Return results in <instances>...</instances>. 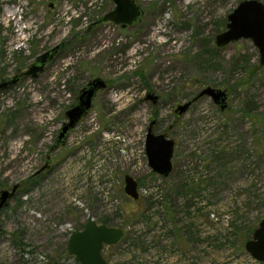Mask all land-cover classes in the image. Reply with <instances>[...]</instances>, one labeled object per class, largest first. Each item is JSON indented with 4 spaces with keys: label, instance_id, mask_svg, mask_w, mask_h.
<instances>
[{
    "label": "rangeland",
    "instance_id": "obj_1",
    "mask_svg": "<svg viewBox=\"0 0 264 264\" xmlns=\"http://www.w3.org/2000/svg\"><path fill=\"white\" fill-rule=\"evenodd\" d=\"M241 1L136 0L144 16L122 28L93 26L113 0H0V84L17 79L0 90V190L20 185L0 213V264H76L68 241L91 220L124 230L103 248L107 264H264L246 250L264 219V66L250 39L215 44ZM58 45L37 78L25 76ZM97 77L109 90L53 150ZM208 86L228 91L226 110L204 96L176 113ZM153 119L175 141L166 178L146 155Z\"/></svg>",
    "mask_w": 264,
    "mask_h": 264
},
{
    "label": "water",
    "instance_id": "obj_2",
    "mask_svg": "<svg viewBox=\"0 0 264 264\" xmlns=\"http://www.w3.org/2000/svg\"><path fill=\"white\" fill-rule=\"evenodd\" d=\"M115 8L106 14L95 25L106 22H113L123 27L139 22L142 18V8L135 0H113ZM241 39H251L258 47L260 52V65L264 66V3L259 0H245L228 16L227 30L219 34L216 38L217 47H224L231 42ZM55 48L40 55L25 76L37 78L42 73L47 64L54 58V53L59 49ZM17 80V79H16ZM13 79L9 82L0 84V90L16 83ZM106 82L100 78L91 81L87 88L81 91L79 102L76 106L67 111L69 121L63 125L55 146L65 144L70 131L80 122L89 112L93 105V100L99 88H105ZM208 96L211 97L222 111L227 108L228 94L225 90L207 87L199 95L187 103L178 106L177 112L183 114L198 99ZM147 98H153L156 103L158 97L149 93ZM156 120L150 123L146 136V155L150 168L162 177H168L173 170L172 159L174 156L175 142L165 134H155L154 125ZM48 165V164H47ZM43 167L39 172L44 170ZM19 186H14L12 191L4 190L0 193V211L12 198ZM125 192L133 200L139 198L138 183L132 177H125ZM124 236V231L117 227L100 225L91 220L87 222L85 228L72 233L68 241V253L75 257L80 264H107L103 258L102 249L105 245H116ZM247 252L257 261L264 262V219L255 229L252 239L246 243Z\"/></svg>",
    "mask_w": 264,
    "mask_h": 264
},
{
    "label": "flooded vegetation",
    "instance_id": "obj_3",
    "mask_svg": "<svg viewBox=\"0 0 264 264\" xmlns=\"http://www.w3.org/2000/svg\"><path fill=\"white\" fill-rule=\"evenodd\" d=\"M135 1H136V0H135ZM243 1H245V0H243ZM243 1H241V2H243ZM259 1H260V0H259ZM241 2H240V3H241ZM261 2H262V1H261ZM136 3H137V2H136ZM240 3H239V4H240ZM137 4H138V3H137ZM239 4H238V5H239ZM138 5H139V4H138ZM139 6H140V5H139ZM140 7H141V6H140ZM237 7H238V6H237ZM237 7H236V8H237ZM141 8H142V7H141ZM113 10H114V9H112L111 11H113ZM111 11H109V12H111ZM142 11H143V9H142ZM109 12L105 13V14L103 15V17H104L106 14H108ZM143 16H144V11H143L142 18H143ZM103 17H102V18H103ZM102 18H101V19H102ZM142 18H141V20H142ZM141 20H140V21H141ZM140 21H139V22H140ZM106 23H112V24H114L115 26H120V27H122V28H127V27H130V26H133L134 24H137L138 22L133 23L132 25H129V26H126V27H123V26H121V25L115 24V23H113V22H106ZM106 23H100V24H106ZM100 24H97V25H100ZM227 25H228V24H227ZM93 26H96V25L93 23ZM217 36H218V35H217ZM216 38H217V37H216ZM250 40H251V39H250ZM231 43H232V42H231ZM215 44H216V40H215ZM216 46H217V45H216ZM218 48H219V47H218ZM221 48H222V47H221ZM60 49H61V47H59V49L55 51V53H54V58H55V57L57 56V54L59 53ZM48 51H49V50H48ZM46 52H47V51H46ZM38 57H39V56H38ZM38 57H37V58H38ZM37 58H36V59H37ZM54 58H53V59H54ZM53 59H52V60H53ZM52 60H51V61H52ZM47 65H48V64H47ZM97 78L102 79L101 77H97ZM97 78H94V79L90 80V81L87 83V85H86L83 89L87 88L88 85H89V83H90L91 81L97 79ZM102 80L106 82V87H105V88H99L98 91H97V94H96L95 98L97 97V95H98L99 92H101V91H105V90H107V91L109 90L110 83H109L108 81L104 80V79H102ZM8 82H9V81H8ZM11 85H12V84H11ZM208 87H211V86H208ZM206 88H207V87H206ZM206 88H204V89H206ZM212 88H214V87H212ZM83 89H82V90H83ZM204 89H202V90H204ZM215 89H219V88H215ZM82 90H81V91H82ZM202 90H201V91H202ZM221 90H222V89H221ZM201 91H200V92H201ZM225 91H226L227 94H228V91H227V90H225ZM200 92H199V93H200ZM199 93H198L195 97H197V96L199 95ZM80 94H81V92H80ZM152 94H154V93H152ZM148 95H149V94H148ZM154 95H155V94H154ZM155 96H157V95H155ZM79 97H80V95H79ZM79 97H78L77 104H78V102H79ZM147 97H148V96H147ZM157 97H158V96H157ZM195 97H194V98H195ZM206 97H208V96H206ZM95 98H94V100H95ZM210 98H211V97H210ZM149 99L153 101V98H147V100H149ZM158 99H159V97H158ZM158 99H157V100H158ZM192 99H193V98H192ZM192 99H191V100H192ZM200 99H201V98H200ZM211 99H212V98H211ZM94 100H93V104H94ZM198 100H199V99H198ZM198 100H197V101H198ZM212 100H213V99H212ZM197 101H196V102H197ZM196 102H195V103H196ZM213 102H214V101H213ZM156 103H157V102H156ZM156 103L153 102L154 105H155ZM77 104H76V105H77ZM215 104H216V103H215ZM76 105H75V106H76ZM216 105H217V104H216ZM92 106H93V105H92ZM179 106H180V105H179ZM218 106H219V105H218ZM227 106H228V103H227ZM73 107H74V106H73ZM73 107H72V108H73ZM91 108H92V107H91ZM226 109H227V108H226ZM69 110H70V109H69ZM90 110H91V109H90ZM90 110H89V111H90ZM66 113H67V112H66ZM88 113H89V112H88ZM88 113H87V114H86V115L80 120V122H81V121H82V120L88 115ZM176 113H178V112L176 111ZM178 114H179V113H178ZM179 115H181V114H179ZM66 117H67V121H66L65 123H67V122L69 121L67 114H66ZM153 120H156V119H153ZM153 120H152V121H153ZM152 121H151V122H152ZM80 122H79V123H80ZM65 123H63V125H64ZM79 123H78V124H79ZM78 124L75 126V128L78 126ZM63 125H62V127H63ZM156 125H157V120H156V124H155L154 127H153V129H154L153 131H154L155 134H158V133L155 132V126H156ZM149 126H150V124H149ZM75 128H73V129L70 131V133H71ZM148 128H149V127H148ZM60 130H61V129H60ZM60 130L58 131L57 138H58V136H59ZM70 133H69V135H70ZM160 134H165V133H160ZM165 135H167V134H165ZM68 137H69V136H68ZM167 137H168V136H167ZM57 138H56V141H57ZM168 138H169V137H168ZM172 140H173V139H172ZM56 141H55V144H54V146H53V148H52L53 150H54V149H57L58 147H62V146H64V144H63V145H60V146H55V145H56ZM174 142H175V141H174ZM65 143H66V142H65ZM47 164H48V165H47ZM51 165H52V163H51V159L48 158V160H46L45 165L43 166V167H45V166H47V167H46L44 170H42L41 172H39V171L43 168V167H42L40 170H38V171L36 172V174H34L32 177H30V178L28 179V181L31 182V181L37 179V178H38L43 172H46L47 170H49L50 167H51ZM14 186H16V185H14ZM14 186H13V188H14ZM18 186H19V187L17 188V190H16V192L14 193V195L12 196V198L9 199V201H11V200L13 199V197L15 196V194H16V193L18 192V190L20 189V185H18ZM13 188H12L11 190H8V191H12ZM5 190H7V189H5ZM2 191H4V190H0V193H1ZM139 196H140V194H139ZM138 199H139V198H138ZM138 199H137V200H138ZM9 201H8L7 204L3 207V209H5V207H6V206L8 205V203H9ZM3 209L0 211V213L3 211Z\"/></svg>",
    "mask_w": 264,
    "mask_h": 264
},
{
    "label": "built area",
    "instance_id": "obj_4",
    "mask_svg": "<svg viewBox=\"0 0 264 264\" xmlns=\"http://www.w3.org/2000/svg\"><path fill=\"white\" fill-rule=\"evenodd\" d=\"M110 186V185H109ZM108 186V181L104 184V188H105V192H104V199L108 204V208H109V212H113L116 211L118 209V202L114 201L111 199V195H110V187ZM145 193H149L150 191L148 190H144ZM107 246H111V245H106Z\"/></svg>",
    "mask_w": 264,
    "mask_h": 264
},
{
    "label": "trees",
    "instance_id": "obj_5",
    "mask_svg": "<svg viewBox=\"0 0 264 264\" xmlns=\"http://www.w3.org/2000/svg\"><path fill=\"white\" fill-rule=\"evenodd\" d=\"M100 225H106V224H100ZM17 236V235H16ZM17 238H18V240H17V244L19 245V246H23V238H22V236L20 235V236H17ZM68 251H65V254H66V257L68 258V259H70V258H72V259H74V261L76 262V264H80L79 262H77L76 261V259H75V257H73V256H71V255H69V253H67ZM47 264H61V262L59 261V260H57V259H51V261H49V263H47Z\"/></svg>",
    "mask_w": 264,
    "mask_h": 264
}]
</instances>
